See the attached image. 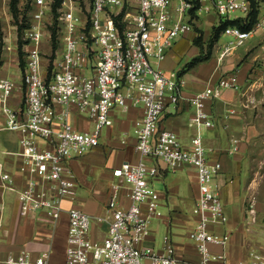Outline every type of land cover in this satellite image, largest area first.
Returning a JSON list of instances; mask_svg holds the SVG:
<instances>
[{
	"label": "built area",
	"instance_id": "1",
	"mask_svg": "<svg viewBox=\"0 0 264 264\" xmlns=\"http://www.w3.org/2000/svg\"><path fill=\"white\" fill-rule=\"evenodd\" d=\"M53 1L35 0L40 16L52 13ZM76 2L62 0L58 8L62 51L47 64L42 54L46 30L41 22L27 28L25 101L13 100L16 80L0 78V110L7 126L20 133L22 156V182L7 171L2 178L7 189L18 193L20 213L40 215L55 227L67 211L65 264H181L169 237L161 251L141 243L149 234L150 221L162 214L153 183L160 174V161L171 170L190 164L196 169L199 188L193 207L197 220L190 233L199 253L194 264H214L225 258V253L212 250V244L226 245L230 236L211 228L228 220L214 187L222 163L210 160L201 129L215 124L207 101L220 97L225 89H238V75L235 71L223 74L187 99L197 128L187 147L174 130L161 126L168 104L184 98L186 80L177 73L166 74L160 62L179 37L194 29V21L203 12L228 19L246 17L251 1L90 0L86 13ZM237 12L240 15L232 16ZM263 26L264 12L249 31L227 25L221 56L243 45ZM130 105L143 108L135 122L140 158L113 168L106 213L94 215L78 206L66 207L65 201L76 198L79 186L68 160L99 145L103 129L114 124L115 111ZM105 222L107 236L93 240V225ZM49 255L50 250L34 253L23 248L7 253L3 263L49 264ZM240 264H264V254L252 250L249 260Z\"/></svg>",
	"mask_w": 264,
	"mask_h": 264
},
{
	"label": "crops",
	"instance_id": "2",
	"mask_svg": "<svg viewBox=\"0 0 264 264\" xmlns=\"http://www.w3.org/2000/svg\"><path fill=\"white\" fill-rule=\"evenodd\" d=\"M263 32L264 26L251 33L250 37H258L257 44L246 46L244 50L236 48L224 56H221V52L225 41L220 43L219 39L209 59L180 74L186 80L184 98L177 104L169 103L161 121L162 127L174 130L185 146H191L197 128L191 121L194 108L187 99L208 84L216 83L223 74L236 71L239 88L225 89L220 97L207 101L206 107L215 124L201 129L210 160L222 163V169L214 179V187L223 200L228 216L227 222L213 224L211 228L219 234L228 233L230 236L226 245L212 244L215 253L226 255L214 264H240L249 260L252 250L264 254V189L261 187L264 181V103L260 102L264 92V74L258 67L250 72L264 53ZM182 41L160 62L161 69L168 75L179 74L183 68L176 66L179 57L177 45ZM190 51L196 53L195 47ZM0 72V78L9 77L6 62L0 66ZM15 80L18 87L13 100L22 103L23 82ZM142 115L140 105L117 109L114 124L105 130V144L97 145L84 158L68 160V167L75 174L79 186L76 198L65 201L66 207L78 206L94 215L106 213L109 189L114 180L113 168L126 160L136 162L140 158L135 148V122ZM19 137L18 131L7 126V117L0 110V264H4L7 253L23 248L34 253L50 250L51 264L59 224L63 230L62 264H65L69 223L67 211L63 212L58 227H54L50 221L48 224L40 215H22L18 193L7 189L2 178V172L7 171L22 182ZM124 138L125 143L122 142ZM169 174L176 176L173 175L167 182ZM161 180L165 182V189L157 190L162 214L150 221L149 234L141 246H152L161 251L165 237H169L176 255L182 260L181 264H194L199 258L196 243L190 237L197 220L193 213L199 193L196 169L188 164L171 170L160 161V174L153 179L154 186ZM107 233L108 223H95L91 237L101 241Z\"/></svg>",
	"mask_w": 264,
	"mask_h": 264
},
{
	"label": "rangeland",
	"instance_id": "3",
	"mask_svg": "<svg viewBox=\"0 0 264 264\" xmlns=\"http://www.w3.org/2000/svg\"><path fill=\"white\" fill-rule=\"evenodd\" d=\"M81 11L87 12V9L89 8L90 5V0H77L76 2ZM19 8L22 11L21 16H20V21H22V15H25V19L22 22H25L27 24L26 27H24L22 35L19 36L18 33V23L16 21L15 16L13 15L11 9H10V0H0V61L3 64L6 62V65L8 66V69L10 70L9 77L13 78L14 80L17 79L19 81L23 82V73H24V68L20 65V52H19V37H21L23 42L22 50H23V57L25 59V54H26V30L27 28L35 23V22H41L44 29L47 32V36L43 38L42 40V54L45 60V63L49 62L51 59L56 57L61 51H62V41L61 37L59 35V29L61 28V19L60 15L55 18L53 11L52 13L49 12L47 15L40 16L39 13V7L35 4V0H20L19 2ZM264 12V0L260 2L259 5V14L257 20L261 17L262 13ZM234 15H240L239 12L232 14ZM221 19H228L226 17H223L221 15L216 14L215 12H203V15L198 16V18L194 21V29L189 31L187 34L182 35L177 39V41L174 43L173 47L176 46V44L180 42L177 45V68H182L192 57L195 55L200 54L203 52L204 54H213V50H215L217 42L214 44L213 48L209 47V42L212 37V30L213 26L217 25ZM54 25H57L58 28V41H57V48L54 49L53 47V41H52V27ZM264 33V32H263ZM197 35H201L202 37V43H203V49L196 44L194 41V38ZM226 36L224 34L221 35L220 43L226 40ZM253 37H248L243 45H240L238 50H244L246 46H253L257 44L258 37L253 38ZM264 38V35H263ZM195 47L196 53L192 54L190 51L191 49ZM172 48L168 51V53L172 50ZM264 50V47H263ZM192 54V56H191ZM175 56V55H174ZM1 64V65H2ZM0 65V66H1ZM256 67L260 69V71L264 74V53L263 56L258 58V60L254 63L253 68L250 70H254ZM236 72V71H235ZM0 74H2L0 72ZM23 101H25L26 97V86L23 84ZM260 102L264 103V92L260 97ZM91 126V125H90ZM107 127L103 129V133L100 137V144L103 145L105 144L106 141H104L105 137V130ZM104 141V142H103ZM88 153V152H87ZM85 154L81 157H85L88 154ZM173 175L175 174H169V177L167 178V182L173 178ZM176 176V175H175ZM89 180H92L91 177L88 178ZM169 179V180H168ZM264 180V179H263ZM156 189H165V182L163 180L159 181L156 183ZM261 187L264 189V181L261 184ZM88 191V190H87ZM92 193V191H91ZM95 196V195H94ZM97 197V195H96ZM48 224L50 222L46 221ZM58 227V226H57ZM57 234L55 236L54 240V249H53V258H52V263L51 264H62L63 261V249H64V237H63V230L60 227L56 229ZM164 231H161V234H163Z\"/></svg>",
	"mask_w": 264,
	"mask_h": 264
},
{
	"label": "trees",
	"instance_id": "4",
	"mask_svg": "<svg viewBox=\"0 0 264 264\" xmlns=\"http://www.w3.org/2000/svg\"><path fill=\"white\" fill-rule=\"evenodd\" d=\"M251 1V10L249 12V14L246 17H236V18H232V19H221V21L217 24L213 26V30H212V37L210 39L209 42V47L210 50L211 48H213L214 44L216 42H218L219 38L222 35L223 30L225 29V27L229 24L232 25H237L239 27H241L243 30L249 31L251 30L254 25L256 24V22L258 21V14H259V5L260 2L263 0H250ZM19 2L20 0H10V9L13 13V15L16 18V21L18 23V33L19 36L22 35L23 29L24 27L27 26V24L25 22H22L26 17L23 14L22 15V21H20V16L22 11L19 8ZM61 2L62 0H54L53 4H52V11L54 14V17L57 18L59 16V10L58 8L61 6ZM19 52H20V65L24 68L25 65V59L23 57V50H22V46H23V42L21 37H19ZM52 41H53V47L54 49L57 48V41H58V28L57 25H54L52 27ZM194 41L196 42V44H198L201 48L203 47V43H202V37L201 35H197L194 38ZM203 49V48H202ZM211 55V51L210 54H204L203 52H201L198 55H195L190 61H188L183 68L179 71V74H182L183 72H185L187 69L199 64L200 62L209 59ZM1 61H0V65H1Z\"/></svg>",
	"mask_w": 264,
	"mask_h": 264
}]
</instances>
